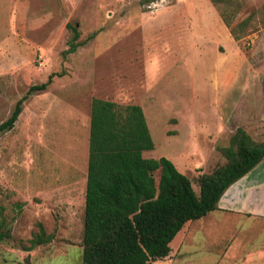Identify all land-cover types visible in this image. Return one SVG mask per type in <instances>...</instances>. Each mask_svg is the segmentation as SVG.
Segmentation results:
<instances>
[{"label":"rangeland","instance_id":"obj_1","mask_svg":"<svg viewBox=\"0 0 264 264\" xmlns=\"http://www.w3.org/2000/svg\"><path fill=\"white\" fill-rule=\"evenodd\" d=\"M228 14L240 39L212 0H0V124L56 73L0 134V264L83 263L94 97L140 104L155 142L144 156H167L198 192L238 127L264 139V0ZM211 212L175 236V262L151 264H262L264 218ZM39 223L54 239L29 248Z\"/></svg>","mask_w":264,"mask_h":264},{"label":"trees","instance_id":"obj_2","mask_svg":"<svg viewBox=\"0 0 264 264\" xmlns=\"http://www.w3.org/2000/svg\"><path fill=\"white\" fill-rule=\"evenodd\" d=\"M212 1L235 39H240L242 23L233 26L228 14L231 0ZM72 28L66 54L80 45L79 30ZM55 75L29 88L0 124V134L15 126L24 101L32 92L45 90ZM154 147L140 104L92 99L82 264H151L166 258L184 225L218 209L226 190L264 160V139H255L240 126L230 144L219 148L226 161L200 174L198 192L192 179L170 158L144 156L145 150ZM39 228L29 248L54 239L42 223ZM10 237L11 228L0 216V242Z\"/></svg>","mask_w":264,"mask_h":264},{"label":"crops","instance_id":"obj_3","mask_svg":"<svg viewBox=\"0 0 264 264\" xmlns=\"http://www.w3.org/2000/svg\"><path fill=\"white\" fill-rule=\"evenodd\" d=\"M200 157L197 162L198 164L200 163L199 165H202L203 160L205 161V157ZM204 167L205 166L202 168L201 174L206 173L203 171ZM214 211H220L221 213L230 211L236 213V215H243L244 217L264 218V160L226 190L219 200L218 209ZM211 213L212 212L202 218L209 217ZM193 221L195 220L188 221L182 229ZM241 243H243V241ZM180 249V245L176 251L172 247L171 253L163 260L175 262ZM260 257L262 264H264V251L260 252Z\"/></svg>","mask_w":264,"mask_h":264}]
</instances>
